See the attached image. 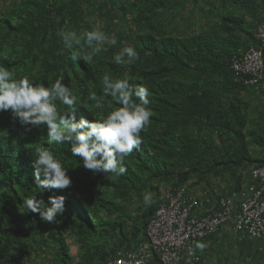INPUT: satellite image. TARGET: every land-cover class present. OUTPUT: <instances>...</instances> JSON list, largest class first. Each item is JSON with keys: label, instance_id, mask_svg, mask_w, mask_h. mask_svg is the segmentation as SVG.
<instances>
[{"label": "trees", "instance_id": "trees-1", "mask_svg": "<svg viewBox=\"0 0 264 264\" xmlns=\"http://www.w3.org/2000/svg\"><path fill=\"white\" fill-rule=\"evenodd\" d=\"M201 1L215 11L212 23L198 7ZM0 2V65L46 87L63 77L78 98L75 122L99 120L118 106L102 95L105 73L121 79L126 73L131 85L148 87L154 112L142 143L124 161L123 175L93 174L72 157L70 144L49 145L44 126L28 131L10 111L0 113V264H108L118 251L148 240L162 185L203 186L217 196L215 180L239 190L246 171L264 165L251 151L258 147L264 153V110L252 114L244 97L251 87L236 81L230 69L233 57L258 45L255 29L264 20V0ZM98 23L117 44L93 63L70 59L72 50L63 49L57 32L92 30ZM126 45L139 59L123 68L114 56ZM60 50L63 55H57ZM90 93L104 101L103 110L92 107ZM58 107L72 115L73 109ZM37 147L61 159L72 180L69 188L38 191L32 167ZM146 190L154 193L151 206L143 201ZM51 196L65 197V211L55 223L23 206L25 198H34L51 207ZM239 243L250 260L264 246ZM149 264L161 262L155 256Z\"/></svg>", "mask_w": 264, "mask_h": 264}, {"label": "clouds", "instance_id": "clouds-1", "mask_svg": "<svg viewBox=\"0 0 264 264\" xmlns=\"http://www.w3.org/2000/svg\"><path fill=\"white\" fill-rule=\"evenodd\" d=\"M102 29L103 25L99 23L92 30L79 32L65 27L56 35L63 49L72 50L70 59L75 61L80 58L86 63H93L107 47L117 44V37L107 35ZM63 54V50L57 52V55ZM138 59L139 53L130 45L124 46L114 56L115 63L123 68L133 65ZM99 83L103 97H110L118 106L101 115L99 120L90 122L82 119L77 123L74 106L78 98L63 82V77L46 87L35 83L29 75L16 78L14 73L0 65V113L10 111L14 120L28 131L44 126L49 145L70 144L72 157L82 160L83 167L93 174L123 175L126 172L125 159L140 146L141 133L147 131L151 124L150 118L154 115L150 107L151 93L143 84L131 85L126 73L122 79L105 73ZM88 99L95 102L92 105L94 109L105 108L104 101L98 99L95 93H90ZM58 105L73 109L72 115L63 114ZM32 167L35 184L41 193L53 189L64 190L72 184L61 159L46 147L35 149ZM153 196L154 193L146 190L143 194L144 204L151 206ZM49 203L51 207H45L42 199L23 200L27 212L39 213L43 222L55 223L56 217L65 211V197L51 196ZM207 246L203 241H194V246L187 249V264H191L195 250L204 252ZM260 251L264 252V246ZM201 258L203 263L202 255Z\"/></svg>", "mask_w": 264, "mask_h": 264}, {"label": "built area", "instance_id": "built-area-1", "mask_svg": "<svg viewBox=\"0 0 264 264\" xmlns=\"http://www.w3.org/2000/svg\"><path fill=\"white\" fill-rule=\"evenodd\" d=\"M255 39L258 45L242 51L230 61L236 81L258 91H264V20L257 24ZM246 181L239 190L223 187L212 209L207 196L199 200L189 192L188 185L168 187L162 202L154 211L147 226L148 240L137 248L121 250L108 258V264H149L156 256L161 264H187L186 255L194 241L219 233L222 228L245 239L264 245V165L246 171ZM262 249V247L260 248ZM191 264H202L199 250H195Z\"/></svg>", "mask_w": 264, "mask_h": 264}, {"label": "rangeland", "instance_id": "rangeland-1", "mask_svg": "<svg viewBox=\"0 0 264 264\" xmlns=\"http://www.w3.org/2000/svg\"><path fill=\"white\" fill-rule=\"evenodd\" d=\"M0 5H1V2H0ZM198 7H201L205 10L204 16L207 17L208 23H212V21H215V19H216L215 11L210 10L209 5H207L206 3L201 1L200 4L198 5ZM168 15H167V17H169ZM200 22L201 21H199L198 23H200ZM184 26H185V24H183V27ZM102 30L104 31L105 28H103ZM106 34L110 36L109 33L106 32ZM246 98H248L252 104V110H251L252 114L253 115L255 113L257 114V112L261 114L262 110H264V92H262V91L261 92H255L253 90H249L248 92H246ZM257 101L260 102V107H259V105H257ZM252 150H253V148H251V151ZM245 175L247 176V174H245ZM165 187H167V186L162 185L163 191H165ZM201 187H203V186H201ZM188 189L190 191L192 188L188 187ZM221 189H223V188L218 187L216 189V194H218ZM200 196L201 195H198V197H200ZM210 196L212 199H214V201L216 203L217 196L215 194H213V195L211 194ZM223 229H225L227 231H224ZM221 230H223V231L218 233L215 236V239H217L218 241L214 243V246H213L214 248L211 249L212 252H210L208 254L203 252V257L205 258L204 264H264V252L255 253L254 258H252V260L247 259V252L242 249L241 244L236 240V235L233 232H230V231L228 232V229H226V228H222ZM253 244H254V246L257 245L255 242H253ZM71 250H72L73 254H75V255L78 252V248L76 246H72Z\"/></svg>", "mask_w": 264, "mask_h": 264}, {"label": "crops", "instance_id": "crops-1", "mask_svg": "<svg viewBox=\"0 0 264 264\" xmlns=\"http://www.w3.org/2000/svg\"><path fill=\"white\" fill-rule=\"evenodd\" d=\"M250 90H253V91H255V89H252V88H250ZM244 97L246 98V93L244 94ZM246 99H248V98H246ZM249 100V99H248ZM257 105H259V107H260V102L259 101H257ZM258 107V106H257ZM258 115V114H257ZM257 115H256V117H257ZM263 124H264V122H263ZM252 153H253V156H255V157H258V158H264V153H263V151L260 149V148H258V147H253V150H252ZM247 171H249V170H247ZM247 177V176H246ZM215 182H216V185L218 186V187H227V188H229L230 187V185H228V183L227 182H222L221 181V179L220 180H215ZM215 182H214V184H213V188H214V190L216 191V189L218 188L216 185H215ZM190 188H192L189 192H190V194L192 195V196H194V197H196L197 199H199V200H204V199H206L207 198V196L209 197V199H211V203H204V205H203V207H202V209L205 211V210H209V209H212V207L214 206V204H215V201H214V199H212L211 198V194L213 195L214 194V191H210L209 189H206V188H203V187H201V186H189ZM198 195H201L200 197H198ZM224 231H227V230H225L224 229ZM229 232V231H228ZM218 240L217 239H215V240H211V241H203V242H205V243H207V248L204 250V252L205 253H210V252H212L211 251V249H213L214 247V243L215 242H217ZM200 254L202 255V257H203V252H200ZM205 263V258L203 257V264Z\"/></svg>", "mask_w": 264, "mask_h": 264}]
</instances>
